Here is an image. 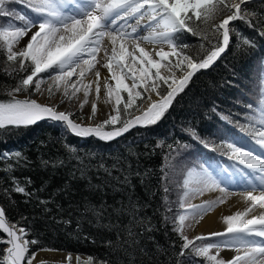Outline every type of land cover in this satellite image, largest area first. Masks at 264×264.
<instances>
[{
	"label": "trees",
	"instance_id": "1",
	"mask_svg": "<svg viewBox=\"0 0 264 264\" xmlns=\"http://www.w3.org/2000/svg\"><path fill=\"white\" fill-rule=\"evenodd\" d=\"M31 5L32 0H5L0 7L14 15H0V30L9 26V20L24 26L37 15ZM227 13H220L212 23ZM240 13L243 19L230 24L234 30L229 50L208 69L196 71L155 124L137 125L111 141L65 133L46 119L9 131L0 129V208L7 223L26 230L24 239L38 241L29 244L23 262L35 250L46 248L74 253V264H185L190 255L195 264H208L194 256V248L214 243L217 237L187 239L192 244L181 256L185 240L180 234V217L186 211L183 200L193 171L206 169L216 158L223 162L231 151L224 138L235 130L247 127L249 131L259 121L252 117L248 125V108L254 99L252 91L259 100L261 96L264 36L251 25L264 20V0L242 5ZM197 24V35L178 32L174 44L199 63L219 40L211 26L200 21L193 26ZM3 44L0 37V103H7L12 89L32 68L29 61L24 70L17 61L5 59ZM33 86L24 91L27 99L34 95ZM110 126L105 129L120 124ZM84 166L87 172L82 177ZM125 175L134 188L116 179ZM17 187H24L30 195L17 192ZM129 198L139 207L146 225L130 224L132 217L127 212L114 211L128 205ZM101 205L107 212L98 218L89 209ZM129 228L138 234L135 244L128 237ZM1 230L0 237H4ZM0 264H7L2 256Z\"/></svg>",
	"mask_w": 264,
	"mask_h": 264
},
{
	"label": "snow or ice",
	"instance_id": "2",
	"mask_svg": "<svg viewBox=\"0 0 264 264\" xmlns=\"http://www.w3.org/2000/svg\"><path fill=\"white\" fill-rule=\"evenodd\" d=\"M5 0H0V6ZM228 3L226 0H32V11L37 15L28 19L24 26H16L12 28V22L9 20V27L0 31V37H8L14 43L21 44L22 38L29 35V32L35 28L36 30L27 40H23L20 51H13V43L7 44V60L17 61L19 68L26 70L25 61H29L32 71L31 74L23 78L21 83L12 89L10 95L12 99L7 103H0V129L9 131L11 128H19L21 126H29L37 123L42 119H51L52 121L62 122L66 129L78 137L95 136L104 141H111L128 132L132 127L137 125L148 126L159 121L171 106L175 97L184 91L192 76L196 71L208 69L223 53L229 50L231 41L230 32L234 30V26L230 28V22L243 19L240 13L241 4ZM145 6L147 8L145 9ZM151 16L156 22V28L148 36L132 37V43L135 45L134 51H129L126 46L130 33L123 31L125 24L117 25V20L124 16H134L139 14L143 18L145 13ZM235 9V11H233ZM227 10L231 14L227 15L219 25L212 22L216 17ZM191 12V15H189ZM95 13V14H94ZM0 15L13 16L14 13L0 7ZM195 17V20L193 19ZM24 20L23 16L18 17ZM195 21L208 24L218 34L219 43L214 46V50L210 52L199 63L193 61L191 57L183 54V49L179 51L178 45L173 44L172 38L178 32H189L192 35L198 34L199 25L195 27ZM139 24V20H137ZM254 29H258V34L264 36V20L259 24L251 25ZM11 29V30H10ZM137 29L132 28V33H136ZM108 35L111 44V56L104 65L108 69L111 80L114 81V88L105 84L109 96L114 95L115 115H110L103 123L96 126H84L82 123L74 122L69 114L64 111H56L55 107L37 103L36 100L17 99L15 93L27 91L29 86L35 85V90H40V80L35 79L39 74L52 70L48 79L57 82H67L73 75L83 77L86 71L91 70L95 65L96 55L103 45V37ZM143 39L152 44L167 43L171 48V52L161 49L156 55L159 60L153 59L148 52L140 47L137 40ZM119 47L117 48V44ZM186 47V45L184 46ZM107 47L105 53L107 55ZM139 53L138 55L136 53ZM85 55L89 59H85ZM176 57L173 62L170 58ZM129 59L131 63H126ZM167 61V63H163ZM139 65V67H136ZM86 66V67H84ZM162 67L172 72V75H164L161 72ZM77 69L80 71L77 72ZM179 69L183 75L179 78L175 77L173 70ZM15 71V69H13ZM153 70H155L153 72ZM99 78L100 73H95ZM131 79V84L126 83V79ZM163 87V91L160 89ZM67 88V85H66ZM141 89L143 91H141ZM74 91L78 89L74 88ZM100 88L97 86L96 93L99 95ZM123 93L127 94V99L123 97ZM144 93H148L149 101L147 107L142 110L141 114L134 116L132 119H123L121 115V104H123V112L127 113L133 107L138 99H144ZM151 93H156L160 97L159 100H153ZM166 93V94H165ZM87 90L85 96L87 97ZM251 107V105H249ZM96 115V105H92V114L89 119H94ZM110 131H105V126H115ZM186 131H189L186 129ZM195 136V132L191 133ZM259 139L256 143L264 149V131L258 132ZM227 148L230 149L229 158L238 160L239 163L255 170L261 179H264V158L253 154L251 150H244L237 147L234 143H229ZM75 151V149H70ZM19 156L20 154L17 153ZM63 163V162H61ZM103 168V165H100ZM108 175L111 172L105 169ZM193 171V170H190ZM87 166L80 169L82 177L86 176ZM221 172L227 173L228 169ZM137 176L140 173H136ZM118 182L124 186H131V181L125 175L122 180L116 178ZM188 181H185L187 184ZM222 181L218 175H213L207 169L201 168L195 179L194 192H202L204 188L219 187ZM97 188L101 187L99 185ZM17 192L26 193L24 187H17ZM167 191V190H166ZM246 199L252 202L255 207L259 202L260 207H264V188L259 195H253L252 191H248ZM203 205L199 207H207ZM198 206H193V208ZM101 218L103 213L107 212V207L101 205L100 209H89ZM251 209L245 212H237L235 215H229L224 218L227 228L225 232L210 233L208 237H197V239H210L211 237H227L220 243H208L204 247L194 248V256L204 258L208 264H264V243L248 239L249 236L255 235L264 237V214L259 217L244 220L243 217ZM119 213L127 212L132 219L130 224L146 225L147 221L139 214V207L129 198V204L122 205L120 209H114ZM5 212L0 208V229L5 234L0 237V245H5L0 249V256L4 257L7 264H22L25 261V254L29 251V244H37L36 239H24L26 230L21 227L17 229L15 225L5 223L3 219ZM184 216L180 217L183 222ZM259 225L258 229L253 227ZM146 231L151 228L145 227ZM178 231V228H174ZM18 233H20L18 235ZM138 234L128 229V237L135 244ZM185 242L181 246L180 255L184 256L185 250L189 248L192 241L184 238ZM111 243V242H109ZM128 244V241H125ZM217 249L215 255L211 254L212 249ZM235 249L236 255L230 259L219 257V249ZM36 257V252H32L27 258L26 264H32ZM108 264V262H104ZM185 264H195V260L191 257L185 258Z\"/></svg>",
	"mask_w": 264,
	"mask_h": 264
},
{
	"label": "bare ground",
	"instance_id": "3",
	"mask_svg": "<svg viewBox=\"0 0 264 264\" xmlns=\"http://www.w3.org/2000/svg\"><path fill=\"white\" fill-rule=\"evenodd\" d=\"M239 2L240 0L231 1V3H239ZM233 11H235V9H233ZM227 15L220 18L218 21V24H220L222 20L226 18ZM147 19H148L147 16H143V18H140V16H138L137 18H135L132 22L128 24L127 30L124 29L123 31H126L130 34H134L132 33V28L135 27L137 29L136 33H139V34L141 33L138 37L148 36L153 32L154 29L159 31V29L156 28V26H153V27L147 28L145 31H143V33L140 32V30L142 29V25L147 22L146 21ZM137 20H139V24H137ZM34 29L35 28H33L30 31V34H32ZM105 37L106 39H104V45L107 44V46L111 47L108 35H105ZM23 40H25V37L22 38L21 44L23 43ZM131 41H132V38H129L128 42H126V46L129 48V51H134L135 45ZM136 43H139L140 47H143L152 58H156L157 57L156 53L159 52L161 49H163L164 51L166 50V47L164 45L152 44L147 41H144L143 39L137 40ZM118 47H119V43L117 44V48ZM136 54L138 55L139 53L137 52ZM110 56H111V51H110ZM101 58H102L101 63H99L98 65L95 64V66L91 70L86 71L84 77H78L77 75H73L69 79L70 81L69 80L67 81V88L66 86L64 88L60 86L58 93H60L61 97L62 96L64 97L66 95L64 98L62 97L64 100L63 102L64 107L68 103H70L69 105L71 106L72 104L75 105L78 102L87 101L88 103L87 108L92 104L96 105V111H97L96 117L97 118H99L100 116L104 114L103 113L104 110H108L110 112V115L113 113L112 109L114 108V105H115L114 95L113 96L108 95L107 87L105 86V84L107 83V85H110L113 87L114 81L111 80L108 69L104 67V65L108 62V59H104L103 57ZM126 63H131V61L129 59H126ZM136 67H139V65H136ZM79 71L80 70L77 69V72ZM97 71H99L100 73L99 78H97L95 75ZM161 72L162 74L169 75V76L173 74L172 72L166 71L163 67L161 69ZM174 75L177 78L182 76L175 72H174ZM43 83L46 84L47 81H44ZM126 83H129L128 79H126ZM97 86H99L100 88L98 97L96 93ZM74 88L78 89V91H74ZM86 90H89V92L91 91V94H92V97H89V100L85 98ZM60 95L58 96L56 95V97L47 104H49V106H53V103L60 98ZM93 96L95 97L93 98ZM147 96H148V93L144 99V102L140 106V110L138 109L139 111H136L130 117V119H132L134 116L140 115L142 110H144L147 107L149 103ZM151 96L153 100L156 99V97L153 94H151ZM42 98H43L42 94L40 95V97H37L38 100ZM73 121L76 123H82L80 120H73ZM84 123H90V122L85 121ZM84 123H82L84 126H89ZM234 176H235V182L237 183V185H241V186L244 185L243 190L235 189L234 191L225 193V192H221V190L218 187L203 189L200 195V200L202 201V206L208 205L206 208H208L209 211L200 215L198 219H195L193 221L192 231H194L193 233L194 235L210 233V232L219 231V230H226L227 224L225 223L224 218L229 215H235L237 212H245L246 209H251V210L248 211L247 214L243 217L244 220L252 219V217L253 218L259 217L260 215L264 214V207H260L259 202H257L255 207H253L252 202L246 199V196L244 195L248 191H252L253 195H259L262 188H264V179H261V177L259 176L253 177V176L248 175L247 177L246 174L243 175L241 172L235 173ZM237 191H240V192H237ZM201 208H205V207H201ZM19 234L20 233H18V235ZM223 254L226 259H230L231 257L236 255V251L235 249H230V250L223 249ZM66 257H67V254L63 252L47 250V251L37 252L36 257L33 260H35L36 262L41 261V260L63 261Z\"/></svg>",
	"mask_w": 264,
	"mask_h": 264
},
{
	"label": "rangeland",
	"instance_id": "4",
	"mask_svg": "<svg viewBox=\"0 0 264 264\" xmlns=\"http://www.w3.org/2000/svg\"><path fill=\"white\" fill-rule=\"evenodd\" d=\"M232 0H230V2H231ZM251 0H244V3H242L243 5L245 4V3H247V2H250ZM101 2L102 3H104L105 2V0H101ZM242 4H241V6H242ZM147 8V6H145V9ZM145 9H141V11L143 12V13H145L146 11H145ZM230 13V12H229ZM95 14V13H94ZM227 15V14H226ZM225 16V15H224ZM125 18H122V19H120L118 22H117V25H119V24H121V22L120 21H126V19H129V18H132V16L131 17H128V16H124ZM223 17V16H222ZM221 17V18H222ZM137 18V17H136ZM135 19V18H134ZM220 19V18H219ZM219 19L216 21V24L217 25H219L218 24V21H219ZM126 23V22H125ZM214 24H215V22H214ZM150 25V24H149ZM148 26V25H147ZM153 26H156V23H154V24H152V25H150V26H148L147 28H149V27H153ZM127 28H128V25L124 28L125 30H127ZM147 28H145V29H141L140 30V32H142L143 33V31H145ZM14 29V28H13ZM123 29V30H124ZM11 30V29H10ZM36 29H34V31H35ZM0 31H2V30H0ZM33 31V32H34ZM32 32V33H33ZM136 34V36H139L140 34L139 33H135ZM29 35H31L30 34V32H29ZM26 36L25 37V40H27L30 36ZM107 35V34H106ZM3 40H4V44L3 45H5V48H4V53L5 54H3V57H5V59H7V44L8 43H13V51H20L21 50V44H16V43H14L10 38H8V37H1ZM129 38H132L131 36L129 37ZM104 39H106V37L104 36L103 37V41H104ZM105 47H107V55H106V53H105ZM110 51H111V47L110 46H107V44H105L104 45V43H103V45L101 46V48H100V51L97 53V55H96V61L94 62V65L95 64H99V63H101V60H102V58L101 57H103L104 59H108L109 58V56H110ZM166 52H171L172 50H165ZM109 53V54H108ZM85 59H89V57L87 56V55H85ZM153 59H156V60H159V57L157 56L156 58H153ZM173 62L176 60V57H171L170 58ZM194 61V60H193ZM163 63H167V61H164V62H162V64ZM155 70H153V72H154ZM174 72L175 73H177V74H180V75H183V72L181 71V70H179V69H175L174 70ZM51 74V73H50ZM49 74V75H50ZM49 75H46V76H43V77H37V78H34V80L35 79H39L40 80V89L41 90H39V91H37V90H35V85L33 86V92H34V95H32L30 98H28L29 100H36L37 101V103H41V104H46V105H49V104H47V103H49L50 101H52L55 97H56V95L58 96V95H60V93H58L59 92V88H60V86L62 87V88H64L66 85H67V82H63V81H61V82H59L58 84H57V82H54L53 80H51V79H48V77H49ZM84 77V76H83ZM128 80H129V84H131V79H130V77L129 78H127ZM44 81H47V83L45 84V83H43ZM70 81V80H69ZM43 84H45V85H43ZM43 85V86H42ZM45 86V87H44ZM115 86V85H114ZM114 86H113V88H114ZM44 89V90H43ZM141 91H143L142 89H141ZM160 91H163V87L160 89ZM44 93V94H43ZM87 97H85V98H87L88 100H89V97H92V94H91V91L89 92V90H87ZM42 94V99H37V97H40V95ZM151 94H153L155 97H156V99L155 100H159L160 99V97L159 96H157L156 95V93H151ZM166 94V93H165ZM65 95V94H64ZM123 95V97H124V99L126 100L127 99V94L126 93H123L122 94ZM146 95H147V93H144V99H145V97H146ZM66 96V95H65ZM64 96V97H65ZM99 95H97V97H98ZM63 97V96H62ZM61 97V95H60V98L58 99V100H56L54 103H53V107H55V109L59 112V111H64V112H66V114H69L70 115V118L72 119V120H80L82 123H84L85 121L87 122H90V123H84V124H87V125H89V126H96L97 124H101V123H103V121L104 120H106V119H108L109 118V116H110V112L108 111V110H104L103 111V115L102 116H100L99 118H97L96 117V115H95V118L94 119H89V116H91V114H92V105H90L88 108H87V105H88V103H87V101H84V102H78V103H76L75 105L74 104H72L71 106L69 105L70 103H68V104H66L65 105V107L63 106V102H64V100H63V98ZM95 96H93V98H94ZM15 98H17V99H25L26 98V95H25V93L24 92H19V93H15ZM11 99H12V96H11ZM86 99V100H87ZM91 99V98H90ZM144 99H138L136 102H135V104L133 105V107L132 108H130L129 110H128V112L127 113H124L123 112V104H121V113L123 114V119H130V117L136 112V111H139L140 110V106H141V104L144 102ZM43 100V101H42ZM9 101V100H8ZM46 102V103H45ZM114 107H115V105H114ZM114 109V108H113ZM112 109V110H113ZM139 109V110H138ZM96 114H97V111H96ZM116 114V112L113 110V113L111 114V115H115ZM105 116V117H104ZM50 121V120H49ZM54 124H55V122H53ZM59 127H61V130H66V131H64L65 133H71L69 130H67L66 129V126L62 123V122H59V125H58ZM109 126V125H108ZM111 127V126H110ZM111 128H113V127H111ZM104 130H106V129H104ZM262 130L264 131V125H263V127H262ZM256 148H257V150L262 154V155H264V149H262L261 148V146L260 145H256ZM247 149H250L249 147H247ZM240 164V163H239ZM214 165H216V163L215 164H213V166H210V167H214V169H211L210 171H211V173H213V175H218V178H219V180L220 181H222V183L220 184L221 186H222V189H221V187L219 186L218 188L221 190V192H225V193H229L230 191H234L235 189L234 188H232V189H228L225 185H223V183H224V176H225V174L226 173H223L222 174V176H221V168L219 167H215ZM208 169H209V167H208ZM228 169V168H227ZM239 169H242L247 175H252V174H254V173H256V171L255 170H253V169H250V168H248V167H246L245 165H240L239 166ZM232 173V174H234V171H233V167H230V169H228V173ZM195 177H194V179L192 180V182L191 183H189V185H190V190H189V192H187L186 193V195H185V197H184V202H183V206H185V207H188V210L186 211V212H184V217H185V219H184V221L183 222H181L180 223V234L185 238H187V239H189V238H192L193 239V237H196L197 238V236H199V235H206V234H209V233H204V234H197V235H194L193 233H194V231H192L193 230V221L195 220V219H198L199 218V216L200 215H202V214H204V213H206L207 211H209L208 210V208H201V207H199V206H202V201L200 200V195H201V193L202 192H194L193 191V189H194V187H195V179H196V176L197 175H194ZM234 176V175H233ZM228 183H231V181L230 180H228ZM233 184H236V183H233ZM249 186H251V185H249ZM236 189H239V190H243L244 189V187H243V189H241V188H236ZM203 191V190H202ZM237 192H240V191H237ZM193 206H198V207H195V208H193ZM253 218V217H252ZM11 224V223H10ZM15 227H19V226H15ZM253 227H255V228H259V227H261V226H259V225H255V226H253ZM20 228V227H19ZM2 231V230H1ZM220 231V230H219ZM3 232V231H2ZM214 232H216V231H214ZM210 233H212V232H210ZM3 235L5 236V234L3 233ZM223 249L224 248H221V249H219V257H222V258H225L224 257V254H223ZM47 250H50V251H57V252H63V253H67V252H64V251H62V250H56V249H46V248H43V249H38V250H35L34 252H39V251H47ZM216 252H217V249H212L211 250V254H213V255H215L216 254ZM68 254V253H67ZM71 254V253H70ZM35 260H33L32 261V264H74V261H75V257H74V259H73V257H69L68 255H67V257L63 260V261H52V260H41V261H35ZM27 262V261H26ZM26 262H24V264H26ZM23 263V262H22Z\"/></svg>",
	"mask_w": 264,
	"mask_h": 264
},
{
	"label": "water",
	"instance_id": "5",
	"mask_svg": "<svg viewBox=\"0 0 264 264\" xmlns=\"http://www.w3.org/2000/svg\"><path fill=\"white\" fill-rule=\"evenodd\" d=\"M45 119H47V118H45ZM42 120H44V119H42ZM49 120H51V119H49ZM40 121V120H39ZM52 121V120H51ZM53 122H56V121H53ZM57 123V122H56ZM112 130V129H111ZM106 131H110V130H106ZM94 138H97V137H95V136H93ZM3 219L5 220V222H6V219H5V217H3ZM8 224H10V223H8ZM10 225H13L12 223L10 224ZM17 229H19V227H16ZM67 254V253H66ZM67 255H69V257H73V259H74V257H75V255L73 254V253H71V254H67ZM22 264H24V263H22Z\"/></svg>",
	"mask_w": 264,
	"mask_h": 264
}]
</instances>
